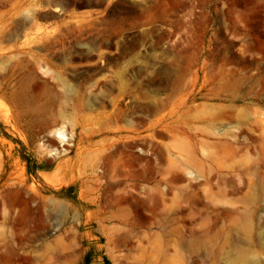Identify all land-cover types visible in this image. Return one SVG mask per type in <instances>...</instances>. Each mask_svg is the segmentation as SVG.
<instances>
[{"label":"rangeland","instance_id":"rangeland-1","mask_svg":"<svg viewBox=\"0 0 264 264\" xmlns=\"http://www.w3.org/2000/svg\"><path fill=\"white\" fill-rule=\"evenodd\" d=\"M0 190V264H264V0H0Z\"/></svg>","mask_w":264,"mask_h":264},{"label":"bare ground","instance_id":"bare-ground-1","mask_svg":"<svg viewBox=\"0 0 264 264\" xmlns=\"http://www.w3.org/2000/svg\"><path fill=\"white\" fill-rule=\"evenodd\" d=\"M105 86H106V84L103 82L102 83L97 82L95 84V88H97V93H95L96 96L93 92H90L88 97H87V95L73 94L71 97V102H69V106H71L73 109H79L81 107L87 108V106L89 105L88 102L91 99H94V98L95 99H101V98L105 97L104 93L107 92V88H105ZM21 98L22 97H20V96L14 95V96L9 98V101H11L13 104V103L20 101ZM131 127H132L133 134H134V136L132 137V139H133L132 142L128 141L127 137H120V138L105 140L103 142V144H101V145H103V149H102V151L99 152L100 160L97 163L99 165H101V167L104 168L105 174H108L109 165L112 162V160L114 159V157L117 155V152L112 150V149L119 144H123L124 147H128L129 152H130V157L134 159V163H136V164L139 163L140 155L138 154L139 148L137 146V142H138V139H139L138 136L140 133H139L138 121L133 123L131 125ZM76 129L77 128H75V126H72L69 129H67L65 127H59V128L52 129L50 131V135L47 137V142H45L42 145V148L47 150V152H49V154L53 155L55 158L62 157V154L65 152L66 153L70 152L71 148L70 149L66 148V149H64V151H62L60 149V144H63L65 146L66 144H68L72 141L75 142V140H76ZM85 138H86V136L83 135V137L78 142V146L81 145L83 141H85ZM94 172L98 173V171L96 169H94ZM85 178H86V180H85L84 184H86V185L97 184L98 190L100 192L104 191V189L107 190V192H108L112 188L111 185L107 184V187H106V184L101 182L100 175L99 176L98 175H95V176L94 175L93 176L92 175H86ZM135 188H136V186H135ZM0 205H3L5 207V209H7L10 214H14V213L17 214V217L13 218L11 220V223L23 224L25 222L23 220V212L17 209L18 203H15L14 201H10V200H4V201L2 200V201H0Z\"/></svg>","mask_w":264,"mask_h":264}]
</instances>
